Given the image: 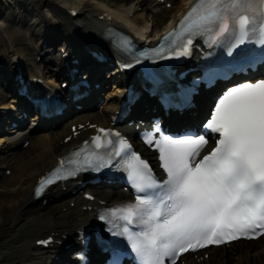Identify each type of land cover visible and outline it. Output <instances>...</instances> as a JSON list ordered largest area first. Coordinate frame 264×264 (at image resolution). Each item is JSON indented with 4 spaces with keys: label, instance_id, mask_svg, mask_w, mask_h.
<instances>
[{
    "label": "snow or ice",
    "instance_id": "6c2138e0",
    "mask_svg": "<svg viewBox=\"0 0 264 264\" xmlns=\"http://www.w3.org/2000/svg\"><path fill=\"white\" fill-rule=\"evenodd\" d=\"M197 37L205 38L210 47L225 49L233 60L251 58L253 49L242 47L248 44L260 45L264 55V0H195L178 27L163 38L167 46L154 49L150 57L190 56ZM154 127L158 132V124ZM205 127L219 139L202 158L208 143L203 135L146 136L145 142L159 152L167 177L162 181L126 140H119L106 157L100 150L113 145L110 137L119 134L99 129L103 135L93 137L94 150L86 142L68 159L69 167L61 160L41 179L36 194L93 166H111L112 157H120L119 168L138 195L135 203L113 208L100 219L112 226L114 236L127 240L139 264H165L166 260L177 264L188 251L248 233L264 234L258 231L264 230V80L227 90ZM81 153H86L82 159ZM113 264H119V259Z\"/></svg>",
    "mask_w": 264,
    "mask_h": 264
},
{
    "label": "bare ground",
    "instance_id": "6f19581e",
    "mask_svg": "<svg viewBox=\"0 0 264 264\" xmlns=\"http://www.w3.org/2000/svg\"><path fill=\"white\" fill-rule=\"evenodd\" d=\"M191 1L172 0L174 12L169 22ZM5 3L11 5L15 11L10 14L0 13V20H4L6 26L3 32L0 30V72H4L5 68L8 69V77L3 80V83L9 82V84H12L11 78H9L12 76L11 70L16 68L17 62L21 63L26 60L25 69L29 72L37 71L39 73L43 67L50 66V64L57 66L58 55L60 56L64 49H68L67 52L72 54L74 50L96 48L110 55L114 53L111 44L103 43L105 41L104 30L107 26L111 25L114 28L125 30V32L127 29H136L135 31L138 32L146 28L148 24L144 14L136 12L131 17L130 13L110 7L107 0H5ZM140 3L141 1H137L136 5H132V9L136 10ZM70 7L80 12L77 18L69 16L66 9H70ZM46 10L52 18L45 16L43 11ZM106 11L110 12V17H113L112 21H109L107 17L102 20ZM130 12L132 13L133 10ZM161 23L164 25L163 30L166 29L165 20H162ZM57 40L62 41L57 44L59 46L58 55L55 54L48 61L43 59L38 62V56L47 49L44 45L55 43ZM57 75L58 73L52 75L49 72L47 78L55 84ZM101 78L105 79L106 75H101ZM114 85L111 92L103 97L107 104L103 106L102 110L99 108L96 112L64 118L63 128L58 120L59 123H54L57 128L52 133L43 132L36 136L23 133L19 138H13L11 143L4 135L0 136V263H53L52 252L55 251V256L58 253L65 254L63 249L57 245L52 249L53 251L43 252L35 246L37 238L60 234L58 240L68 245L70 241H65L61 237L67 233L66 238H72V234L80 228L79 225L83 219L89 218L88 212H84L83 208L89 205L99 206L97 201L95 203L79 202L78 197L72 196L76 207L69 208L66 213L53 216L45 213V210L50 207L49 204L43 205V201L34 199L33 188L37 179L54 167L58 157L65 155L81 140L84 141L89 134L94 133L78 129L80 133L77 135V139L81 140L65 144L64 139L71 134V126L86 125L88 122L92 125L98 123L109 126L111 116L118 110L117 105L123 90L121 89L122 82H118V84L114 82ZM7 97L0 88V112L11 107L7 106V103H14L13 101L8 102ZM132 117L135 116L132 115ZM43 128L47 127L41 124L37 130ZM124 130L127 134H136L132 127H126ZM30 140L28 150L18 153L11 147L14 145L15 149H18L19 146ZM3 167L4 172L10 167L13 168V174L6 181H3L5 175H1ZM75 184L77 183H70V187ZM107 193L108 191L105 190L97 192L98 199L105 201ZM67 195V193L61 192L60 187H55L49 191L47 199L50 202L60 201L65 206ZM126 199L128 196L124 191L116 190L114 201L121 202ZM59 207L60 205L56 209ZM263 240L264 237L260 238L259 242L262 241V243L259 246L256 245V242H249V244L239 242L230 250L226 247L207 250L205 253L211 254V258L204 264H264ZM215 250L218 252L214 253ZM236 257L240 259L238 263L233 260ZM189 258L187 264H198L196 260L190 261L191 257Z\"/></svg>",
    "mask_w": 264,
    "mask_h": 264
},
{
    "label": "rangeland",
    "instance_id": "374dc122",
    "mask_svg": "<svg viewBox=\"0 0 264 264\" xmlns=\"http://www.w3.org/2000/svg\"><path fill=\"white\" fill-rule=\"evenodd\" d=\"M4 2H5V0H3ZM108 2H109V5H110V7H112V8H118L119 10H121V11H123L124 13H128L129 12V8L130 7H124V4L128 1V3L130 4V2L131 1H133V0H107ZM134 1H139V0H134ZM119 3V4H118ZM118 4V5H117ZM123 4V5H122ZM0 7L2 8V9H0V13H2V12H4V13H10V11H9V8L7 7V5H4L3 4V2H2V0H0ZM142 8V12H141V14H144V17H145V20H148V21H153L154 22V24H156V25H160L161 24V21L163 20V18L166 20V21H168V20H170L169 18H170V16L172 15V11H167V10H165V7H160V8H153L152 6H148V5H146V6H143V7H141ZM0 29H1V31L3 32L4 31V29H5V22H4V20H0ZM111 78V77H110ZM113 78V77H112ZM116 80V79H115ZM114 80V81H115ZM108 92H110L109 90H108ZM1 114H0V118L3 116V112H0ZM36 135H38V133L36 134ZM13 141V139H10L9 140V143H11ZM20 149V146H19V148L18 149H15L16 151L15 152H18L19 153V151H21V150H19ZM18 153H16V154H18ZM11 168V167H10ZM4 167L3 168H1V175L2 174H5L4 173ZM12 170V169H11ZM100 192H102V191H100ZM105 199H106V201L108 202V196H105ZM58 204H59V202H55V204L53 203V204H51V208L50 209H47V210H45V213L46 214H51V215H53V216H55L56 214H63L64 213V211L65 210H67V208L69 207H67V208H63V207H59V209H56L57 208V206H58ZM111 204V203H110ZM259 246V245H258ZM235 262H238V258H236V259H233ZM0 264H2V263H0Z\"/></svg>",
    "mask_w": 264,
    "mask_h": 264
}]
</instances>
